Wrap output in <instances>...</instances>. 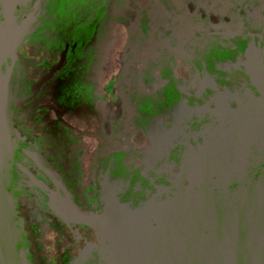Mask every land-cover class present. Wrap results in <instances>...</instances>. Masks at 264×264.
Here are the masks:
<instances>
[{"label": "water", "instance_id": "95a60500", "mask_svg": "<svg viewBox=\"0 0 264 264\" xmlns=\"http://www.w3.org/2000/svg\"><path fill=\"white\" fill-rule=\"evenodd\" d=\"M109 1L34 0L28 18L16 11L0 29V119L28 94L21 43L45 34L64 42L85 36L92 32V13L103 16L102 27ZM196 56L206 57L196 68L197 90L176 76L175 85L154 93L171 98L160 104L165 110L152 93H143L152 98V113L174 118L173 157L106 166L101 213L83 212L71 198L63 205L59 188L43 179L44 167L32 169L35 148H14L9 126H0V264H34L19 208L27 187L56 214L95 229L67 264H264V38L240 30L223 50L215 45ZM189 129L208 137L203 147H187Z\"/></svg>", "mask_w": 264, "mask_h": 264}, {"label": "flooded vegetation", "instance_id": "af4514ba", "mask_svg": "<svg viewBox=\"0 0 264 264\" xmlns=\"http://www.w3.org/2000/svg\"><path fill=\"white\" fill-rule=\"evenodd\" d=\"M33 1L0 0V29L18 9L28 18ZM102 17L92 13V32L69 42L54 34L22 42L17 52L28 65V94L0 119L14 148H35L32 169L44 167L43 179L59 188L61 203L71 198L86 213L106 207L100 192L106 166L173 157L174 118L152 113L144 91L165 110L160 104L169 95H154L161 86L175 85L176 76L194 90L202 84L196 68L206 57L197 52L223 50L240 30L264 38V0H110L98 29ZM186 135L188 148L208 139L192 129ZM21 196L34 264H67L94 237L91 225L56 214L31 187Z\"/></svg>", "mask_w": 264, "mask_h": 264}]
</instances>
